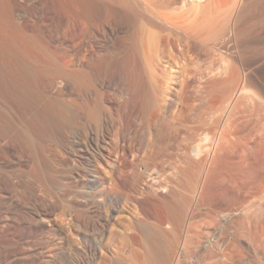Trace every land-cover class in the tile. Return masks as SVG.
<instances>
[{
    "label": "rangeland",
    "instance_id": "374dc122",
    "mask_svg": "<svg viewBox=\"0 0 264 264\" xmlns=\"http://www.w3.org/2000/svg\"><path fill=\"white\" fill-rule=\"evenodd\" d=\"M128 1L130 10L121 0H0V32L9 17L15 49L25 48L34 65L48 54L53 64L83 71L82 82L58 78L72 88L61 101H74L72 115L96 112L89 123L73 125L80 133L70 149L47 143L45 162L60 185L53 191L29 173L15 177L18 169H33L31 156L1 137L0 264H77L80 258L79 264H144L139 238L157 220L167 235L173 224L162 219V195L186 200L169 264H264V92L247 74L264 64V9L248 18L244 37L199 42L171 40L163 27L147 23L146 9L182 10L190 19L226 0ZM99 56L104 59L93 74L89 67ZM234 72L226 95L212 98L209 83ZM3 105L0 99V116L17 115ZM91 129L102 144L100 170L89 174L97 202L80 191L86 164L76 160L80 148L93 151ZM164 139L165 156L150 160L153 140ZM155 169L170 184L146 192ZM100 188L104 195L96 198ZM94 221L106 222L104 229L91 227ZM154 258L167 263L160 252Z\"/></svg>",
    "mask_w": 264,
    "mask_h": 264
},
{
    "label": "bare ground",
    "instance_id": "6f19581e",
    "mask_svg": "<svg viewBox=\"0 0 264 264\" xmlns=\"http://www.w3.org/2000/svg\"><path fill=\"white\" fill-rule=\"evenodd\" d=\"M110 1L114 2L115 0ZM121 1L123 4H125V6L128 7L129 10L132 8L128 0ZM261 8L264 9V0H226L222 7H218L207 12L205 9L203 14H199L200 16H197V13V15H195L196 17L190 19L185 16V12L182 10L161 11L154 7L146 9L147 17H144L146 18L147 23L159 25L163 27V31L167 30L168 35L171 34V40H175L176 38L179 39L180 37L184 39L189 38L193 40H199L200 42L215 36H222L223 39L227 41L223 40L222 38L221 39L228 43V41H230L233 37H244L246 32L248 33V18H250V16L252 17V15L258 12ZM137 14L138 13H134V15ZM9 21L10 20L8 17V20L4 25V30L2 29L3 31L0 32V99L1 102H3V104L6 106V109L9 106V108L17 111V115L0 116V139L2 136L8 135L10 139H14L21 148L26 149L31 156L30 159L33 169L30 171L18 169V171H16L14 174L16 178L24 180L26 178V174L28 175L29 173V175L34 177L41 189L53 191L60 185L58 186V184L52 178H50L51 168L45 162V155L50 152L47 143L52 142L56 147L66 145L70 149V147L77 144L75 137L80 133V130L73 128V125L89 123V121L94 119L96 112L93 109L92 111H88L85 114H71V109H74V101H69V105L65 103L67 105L66 106L63 104L64 102L61 101V97L65 94H69L72 91V88L71 86L65 85V83L58 78L63 76L65 79L66 76H69L70 78H68H73V81H83L85 80L83 71H75L67 69L66 66L62 67L57 64H53L54 62L51 63L52 61L50 60V55L48 56V54L43 57L41 65H34L30 61V55L25 48L15 49L9 36L11 30L9 29ZM142 27V24L139 25L138 32L142 33ZM103 59L104 56H99L95 63L91 61L92 63L89 67L90 69L88 68L89 71L93 72V74L97 73V68L100 67ZM247 74H249L252 79L256 80L260 84L264 92V64L255 71H248ZM236 77L237 76L234 72L227 77H224L221 74L220 77L214 78L208 85L209 95L216 99L226 95L228 89L234 84ZM41 83L42 85H40ZM238 90H241V88H238ZM40 102L43 104V107H40ZM81 105L85 107L84 103ZM53 108L60 112L58 116H55V114L52 113ZM104 120L105 125H107V119ZM169 126L170 123L167 122V124H165L163 127L164 131L168 132ZM210 128H212L211 125L207 127V130L205 131L206 135L210 133ZM91 131L93 151L91 150L92 152H89L86 148L82 147L80 148V155L77 154L79 158L75 159L77 161L81 160L86 164L85 170L81 171L80 174L81 180L79 183V189L82 193H85V195H89L90 197L94 198L95 195H92V192L89 189L92 184L89 174H91V172L97 173L98 170H100V165L96 163V156L100 153L102 144L99 142V134H96L92 129ZM101 136H103L102 132ZM166 143V139H164V141L153 140V149L152 152H150L148 158L154 162L162 160L166 154ZM89 166H94V168L89 170ZM118 169L119 166L114 168L113 173H116ZM158 172V169H155L149 174V181H147L145 184L146 192L152 190L154 186L165 187L170 184H168V181L166 182V180H169V177L167 179L164 176L166 180L163 179L164 177L161 179L156 176ZM121 181L120 183L124 187L125 183L123 184ZM168 192H170V190H168ZM103 195L104 191H102L101 188L97 189L96 198L102 197ZM166 196H159L158 198L161 204L159 201L157 203L160 204L158 207H161L160 209H162L160 210L163 217L162 219L168 220V222L171 221L173 224L167 235L160 228L162 226L160 220H157L158 222L154 223V229L152 231H146L142 237L139 238V244L137 245L141 249L140 256L144 257V264H156V261L154 262L153 260L155 259L154 257L158 252H160L161 255L166 258V264H169V262L173 263L171 261V257L173 256L172 252L174 249L173 245H175L173 243L176 242V237L180 231L179 226L182 222V216L184 213L183 209L185 207L186 200L184 199L181 201V199L175 197V201L172 199L167 201V198H169L170 195L167 198ZM135 198H133L134 201L136 200ZM95 200L96 202L99 201L98 199ZM140 203L143 204L142 201ZM85 204L89 205L88 202H85ZM144 204L146 203L144 202ZM141 206L142 205H140V207ZM158 213L157 215L159 216ZM38 217L40 220H44V213L39 212ZM68 223L70 222H67V225ZM105 223L94 221L93 224H91V227L103 230ZM67 227L66 230L68 231L69 227ZM89 229L90 224H86L83 229V235L86 236ZM165 235L168 237L166 238ZM152 237L156 238V245H152L150 240ZM86 249L89 248L86 247ZM90 249L97 250L95 247ZM82 252L85 253L84 251ZM54 254L56 253H49V259L53 258ZM82 259L83 258H80L77 264H79ZM103 261L107 263L108 261L110 262V259L106 256L103 258ZM162 264L165 263L162 262Z\"/></svg>",
    "mask_w": 264,
    "mask_h": 264
}]
</instances>
